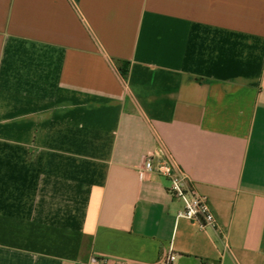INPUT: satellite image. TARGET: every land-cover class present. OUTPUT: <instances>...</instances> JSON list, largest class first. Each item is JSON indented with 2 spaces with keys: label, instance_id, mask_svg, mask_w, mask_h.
Masks as SVG:
<instances>
[{
  "label": "crops",
  "instance_id": "0c3cea01",
  "mask_svg": "<svg viewBox=\"0 0 264 264\" xmlns=\"http://www.w3.org/2000/svg\"><path fill=\"white\" fill-rule=\"evenodd\" d=\"M169 254L264 264V0H0V264Z\"/></svg>",
  "mask_w": 264,
  "mask_h": 264
},
{
  "label": "built area",
  "instance_id": "2783aa9c",
  "mask_svg": "<svg viewBox=\"0 0 264 264\" xmlns=\"http://www.w3.org/2000/svg\"><path fill=\"white\" fill-rule=\"evenodd\" d=\"M142 173H158L169 178V191L185 202L184 209L179 213L180 217L196 221L203 229L216 225V217L208 199L190 187L185 174L181 171H175L170 162H162L156 165L153 156L148 155L142 167ZM175 258L174 254H169L166 259L157 264H174Z\"/></svg>",
  "mask_w": 264,
  "mask_h": 264
},
{
  "label": "trees",
  "instance_id": "16d2710c",
  "mask_svg": "<svg viewBox=\"0 0 264 264\" xmlns=\"http://www.w3.org/2000/svg\"><path fill=\"white\" fill-rule=\"evenodd\" d=\"M119 69H120L122 76L126 77V75H127L126 63H122V65L119 67Z\"/></svg>",
  "mask_w": 264,
  "mask_h": 264
}]
</instances>
